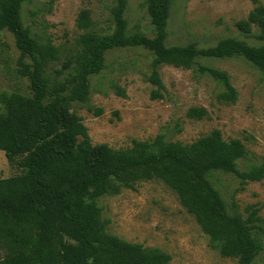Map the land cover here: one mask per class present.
I'll return each instance as SVG.
<instances>
[{"label":"trees","instance_id":"trees-1","mask_svg":"<svg viewBox=\"0 0 264 264\" xmlns=\"http://www.w3.org/2000/svg\"><path fill=\"white\" fill-rule=\"evenodd\" d=\"M31 0H0V31L10 32L21 53L17 73L28 78L32 95L0 93V151L9 163L20 159L24 173L0 179V264H170L172 257L159 249H145L110 235L97 201L118 195L134 184L159 180L174 190L181 205L194 216L202 231L220 244L223 257L252 264L263 245L252 227L228 211L221 193L208 180L214 172L232 174L242 183L264 180V162L247 171L238 162L248 150L239 139L226 141L214 130L191 144L153 140L134 141L131 148L114 150L94 146L72 102L88 103L90 78L106 68L110 51L142 48L153 55L147 81L155 88L153 100L166 93L160 67L192 69L200 59L242 58L264 72V5L236 24L243 35L263 43L251 46L226 38L216 46H168L167 26L172 0H146L153 38L130 31L128 0H111V29L94 28L91 12L83 9L77 27L83 33L76 53L60 69L49 73L59 50L40 43L22 21V7ZM253 29H256L254 32ZM29 60L30 63L24 62ZM198 72L219 82L218 101L235 104L237 91L226 72L199 66ZM100 116L101 109H91ZM203 108H191L187 117L202 120Z\"/></svg>","mask_w":264,"mask_h":264},{"label":"rangeland","instance_id":"rangeland-1","mask_svg":"<svg viewBox=\"0 0 264 264\" xmlns=\"http://www.w3.org/2000/svg\"><path fill=\"white\" fill-rule=\"evenodd\" d=\"M257 3L264 5V0ZM111 4V0H31L23 5L22 21L32 36L59 50V60L52 63L49 73L60 69L76 53L77 40L83 33L77 27L80 12L89 10L93 29L108 32ZM256 5L254 0H172L166 43L207 49L233 38L259 46L263 43L236 28ZM126 16L130 31L140 30L153 38L146 0H128ZM20 57L13 35L0 31V93L30 97V81L17 73ZM152 61V53L142 48L110 51L106 68L90 78L88 103H71V111L82 118L94 146L127 149L134 141H150L159 135L166 141L191 144L220 130L226 141L239 139L248 150L247 157L238 162L240 171L264 162V72L242 58L200 59L192 69L164 65L159 74L166 93L163 99L153 100L151 92L155 88L147 81ZM199 66L229 75L238 94L235 104L218 101L222 85L200 74ZM90 108L103 113L95 116ZM191 108H203L207 116L202 120L189 119L187 112ZM19 161L9 163L0 151V179L23 174ZM207 178L221 193L228 211L252 227L253 238L264 248V180L242 183L234 175L221 172ZM97 203L110 235L145 249H159L172 257L170 264H238L235 258L221 256L220 244L210 240L181 205L177 193L162 181L136 183ZM252 264H264V249Z\"/></svg>","mask_w":264,"mask_h":264}]
</instances>
